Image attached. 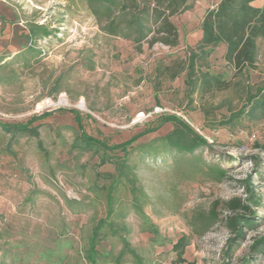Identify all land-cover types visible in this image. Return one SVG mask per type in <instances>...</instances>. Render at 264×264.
I'll return each mask as SVG.
<instances>
[{
    "label": "rangeland",
    "instance_id": "1",
    "mask_svg": "<svg viewBox=\"0 0 264 264\" xmlns=\"http://www.w3.org/2000/svg\"><path fill=\"white\" fill-rule=\"evenodd\" d=\"M219 2H190V11L172 18L178 47L139 51L134 41L104 33L87 0H0V126L29 124L40 133L0 128V264H91L89 245L102 221L96 264H136L132 252L142 264H264V250H252L264 238V40L255 70L236 73L219 46L197 61L191 85L187 70L172 78ZM32 25L51 35L35 40ZM200 72L231 88L202 94L194 87ZM180 124L204 145L193 155L167 150ZM82 132L113 149L106 156L84 150ZM135 137L126 158L147 198L134 206L121 183L108 217L115 163ZM102 157L114 164L101 165ZM210 165L226 168V176L218 180ZM236 200L248 210L230 212ZM234 215L256 223L242 228L238 242L226 224ZM124 244L129 252L119 262Z\"/></svg>",
    "mask_w": 264,
    "mask_h": 264
},
{
    "label": "trees",
    "instance_id": "2",
    "mask_svg": "<svg viewBox=\"0 0 264 264\" xmlns=\"http://www.w3.org/2000/svg\"><path fill=\"white\" fill-rule=\"evenodd\" d=\"M197 0H87L92 14L101 24L102 31L107 35L122 37L126 40L134 41L139 51L143 44L150 48L161 44L170 48L179 46V32L172 22V18L184 14L191 10L190 2ZM260 0H220L217 6L210 9L204 16L201 30L203 33L196 50L191 52L188 64L178 65L174 69L172 78L176 79L187 70L188 85L192 84L196 73L197 61H206L211 55V51L219 46L226 48L224 54L225 62L230 65L238 74L247 70H255L258 58V40H264V5L261 8L254 6V3ZM30 34L35 40L47 38L51 32L47 27L32 25ZM201 70V68H200ZM197 79V85L202 94H213L224 92L231 88V82L226 81L221 76L210 75L209 73L200 72ZM199 84V85H198ZM195 87V88H196ZM206 117L211 112L210 109H204ZM46 114L42 118H46ZM76 121L80 125V118L76 115ZM38 120L33 119L32 124ZM181 130L174 133L168 138L167 150L176 151L178 154L193 155L198 149L204 147L199 139L192 136L189 128L180 124ZM3 132L22 136L39 137V127L32 125H23L18 127H2ZM154 131H151V133ZM139 137L133 138L130 142L121 146L124 147L125 157L123 160L115 163L117 177L110 187L108 195L109 215L114 213L115 199L113 193L117 191L119 184L123 183L131 192L134 206L140 207L146 200V196L136 188V177L133 175L132 168L128 163L127 150L133 142ZM77 146L84 150L93 152L97 155L112 150L104 142L98 141L82 135L77 140ZM119 148V147H116ZM264 151V145L262 147ZM114 164L111 159L102 157L101 165ZM209 172L214 174L218 180L226 176V168L219 165H210ZM253 204L258 206L255 197L251 198ZM229 211L237 213L238 211H247L248 208L241 201H232L228 204ZM217 215L212 211L209 220L216 221ZM226 221L229 231L236 236V242L243 237L242 228L245 230L252 229L255 226L253 218L234 215L228 217ZM106 221H102L95 229L89 245L90 263L96 264L97 253L95 251L99 233L105 228ZM112 228V224H108ZM115 231V230H114ZM128 244H124L123 250L119 255V262L129 252ZM252 250L259 253L264 250V238L255 241ZM136 264H142V260L135 253H131ZM184 264H195L185 263Z\"/></svg>",
    "mask_w": 264,
    "mask_h": 264
},
{
    "label": "crops",
    "instance_id": "3",
    "mask_svg": "<svg viewBox=\"0 0 264 264\" xmlns=\"http://www.w3.org/2000/svg\"><path fill=\"white\" fill-rule=\"evenodd\" d=\"M255 4V3H254Z\"/></svg>",
    "mask_w": 264,
    "mask_h": 264
}]
</instances>
